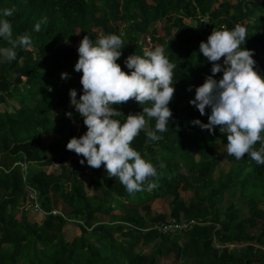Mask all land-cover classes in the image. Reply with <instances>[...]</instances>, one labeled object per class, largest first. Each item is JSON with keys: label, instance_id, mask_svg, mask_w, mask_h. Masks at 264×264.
Masks as SVG:
<instances>
[{"label": "trees", "instance_id": "1", "mask_svg": "<svg viewBox=\"0 0 264 264\" xmlns=\"http://www.w3.org/2000/svg\"><path fill=\"white\" fill-rule=\"evenodd\" d=\"M262 1L0 0V9H15L4 17L12 25V39L24 34L32 39L29 49H15L16 60L0 63V104L8 107L0 112V264H159L160 256L168 264H264V195L258 202L244 198L241 208L227 204L239 189L264 191V165L247 155L240 160L220 157L217 146H224L226 137L219 126L209 134L192 125L195 119L208 123L210 110L202 116L190 104L195 88L212 75L211 62L199 53L200 43L212 33L205 29L204 17H209L213 30L244 26L246 43L240 47L254 51V70L264 74ZM186 17L197 20L198 27L186 26ZM42 19L47 22L36 32L34 26ZM123 31L130 33L128 42ZM108 34L123 41L117 61L122 71H129L124 66L129 55L156 47L176 65L169 130L158 133L160 141L149 140L146 130H154L156 121L146 117V130L131 145L158 174L132 194L108 177L104 165L83 174V165L72 162V151L66 149L71 138L87 131L69 97L74 81L82 77L74 70L78 46L84 36L95 41ZM2 47L11 44L0 39ZM62 73L69 78L62 79ZM214 78H222V73ZM12 100L18 105L14 112L9 111ZM148 106L132 99L114 105L122 114L116 118L123 122ZM59 110L72 117L54 122L52 114ZM46 136L60 141L44 147ZM254 148L258 150L260 143ZM224 160L230 165L226 173L218 171ZM24 163L60 164L62 172L27 174ZM149 183L155 187L149 189ZM30 191L39 195L46 213L42 224L30 225L25 216L15 220ZM58 201L65 209L57 214ZM182 219L200 224L186 233L149 230L150 225ZM70 228L76 231L71 243L65 236Z\"/></svg>", "mask_w": 264, "mask_h": 264}, {"label": "clouds", "instance_id": "2", "mask_svg": "<svg viewBox=\"0 0 264 264\" xmlns=\"http://www.w3.org/2000/svg\"><path fill=\"white\" fill-rule=\"evenodd\" d=\"M14 11V8L0 9V39L11 44L0 48V63L16 60V48L27 50L32 46L28 34L12 39V25L4 17L12 16ZM46 22L42 19L34 30L39 32L41 23ZM245 43L246 28L240 24L231 30L214 29L207 41L200 43L199 53L211 62L212 75L195 88V98L190 104L202 116L206 109L210 114L208 123L195 119L191 124L209 134L219 126L220 134L227 139L224 147L229 156L240 160L247 155L258 165H264V76L254 70V51L240 47ZM122 45V39L116 34L95 41L84 36L80 42L74 70L82 73V95L77 99V90L71 89L69 97L70 106L83 119L87 131L79 138H71L66 149L82 156V165L85 160L94 169L104 165L108 177L118 180L132 194L143 190L148 178L158 174L156 167L131 145L141 130H146V117L156 121L154 130H146L149 140L158 142L163 139L158 133L169 130L176 65L165 56L162 47H156L143 55H129L124 60L129 71H122L117 63L122 56ZM218 73H222V78L215 79ZM61 78L69 77L62 73ZM130 99L150 106L143 107L142 113L129 114L122 122L116 118L122 114L114 105ZM66 115L72 117L71 112ZM257 142L260 143L258 150L254 148ZM154 187L155 184H148L149 189Z\"/></svg>", "mask_w": 264, "mask_h": 264}, {"label": "rangeland", "instance_id": "3", "mask_svg": "<svg viewBox=\"0 0 264 264\" xmlns=\"http://www.w3.org/2000/svg\"><path fill=\"white\" fill-rule=\"evenodd\" d=\"M222 1V0H220ZM230 2H232L233 4L236 3V0H229ZM249 1H256V0H249ZM260 2H263L262 0H258ZM151 4H154L155 3V0H150ZM106 12V10H104ZM203 20L205 21V23H207V25L209 26V23H210V26L212 25L211 22L209 21V17H204ZM184 24L186 26H191L193 28H196L198 27V21L195 20L194 18H191V17H186L184 18ZM254 22H251V25H253ZM111 26L113 27L114 24H111ZM163 24L162 25H159V27L162 28ZM125 28V27H124ZM123 35L125 36L126 38V41L125 42H128V36L130 35L129 32H126V31H123L122 32ZM122 51V50H121ZM223 58V57H222ZM224 59V58H223ZM264 76V74L262 75ZM72 89H75L77 90V99H79V96L82 95V85L80 83V79H76L74 81V85H73V88ZM11 105L13 106V108H10L9 111L10 112H14L17 108H18V105L16 104L15 101H11L10 102ZM189 104V103H186V105ZM185 106V104L183 105ZM3 109H5V107H3ZM63 117H66L65 115V112L63 111H56L55 113L52 114V119L54 122L62 119ZM79 130L81 131V125L78 127ZM60 141V137L58 136H46L43 138V145L44 147H50L52 146L54 143ZM63 143H66V140L64 139L63 140ZM217 154L222 157L223 159H226L227 157V152H226V149L223 145H218L217 146ZM2 155L0 153V159H1ZM84 159L82 156H78L77 154H75L74 152H72L71 154V161L72 162H80V160ZM24 166V171L28 174V172H33V173H36L38 172L39 170H44V171H47L48 173H56V174H60L62 172V167L60 164H56V165H50V166H43V165H38V164H22ZM89 166L87 165L86 163V160H85V163L83 164V168L82 170H80L82 173L84 172V169H87ZM230 168V165H229V162H227L226 160H224L223 164L220 165L218 171L219 172H222V173H226L228 171V169ZM86 172V171H85ZM84 174V173H83ZM86 181V184L87 183V179L85 180ZM89 194L92 195L93 193V190L89 188ZM33 192L30 191L28 193V195L26 197H24L19 206H18V209L17 211L15 212V220H19L21 217H27L28 219V223L30 225H34V224H40V220H38L36 218V216H33L35 213H41V216L43 215L44 217H46V213L42 210H38L36 209V206H35V203L31 200V198L29 197L30 194H32ZM264 195V191L262 190H247L246 192H242L241 189H239L238 191L235 192L234 196H232L231 198L228 197V203H234L238 208L242 207L244 205V201L243 199L244 198H253L255 201H259L260 198ZM59 202V201H58ZM226 204V205H227ZM40 208H41V204H39ZM56 208V213H61L65 207L59 202L58 204H56L55 206ZM245 211H248V208L245 207ZM184 221V219H182ZM102 221H107V218H104L102 217ZM43 222V221H42ZM253 234H260V231L259 230H254L252 231ZM66 240L67 242L71 243L73 242L74 238H75V231L73 229H69L67 232H66ZM233 248V247H231ZM146 253L147 254H150L151 253V249H147L146 250ZM158 258V262L159 264H168V261L163 258L162 256L160 257H157Z\"/></svg>", "mask_w": 264, "mask_h": 264}, {"label": "built area", "instance_id": "4", "mask_svg": "<svg viewBox=\"0 0 264 264\" xmlns=\"http://www.w3.org/2000/svg\"><path fill=\"white\" fill-rule=\"evenodd\" d=\"M204 27L205 29H208V31H213L212 27L207 25V23H204ZM92 167H88L87 169H84V174L85 175H89L91 172ZM86 171V172H85ZM33 193L30 194V198L31 200L35 203L36 209L38 210H42V208H40L39 204V195L32 191ZM43 211V210H42ZM200 223L198 221L192 220V221H186V220H181V221H171L168 223H164V224H154V225H150V229L149 230H158L160 233L162 234H170V233H186L189 231H192L197 225H199Z\"/></svg>", "mask_w": 264, "mask_h": 264}, {"label": "crops", "instance_id": "5", "mask_svg": "<svg viewBox=\"0 0 264 264\" xmlns=\"http://www.w3.org/2000/svg\"><path fill=\"white\" fill-rule=\"evenodd\" d=\"M11 104V103H10ZM3 107H5V109H3ZM11 108H13V106H11ZM10 109V108H9ZM8 110V107L5 105V104H0V112H4V111H7ZM33 216H36V218L38 219V220H40V224H42L43 222L42 221H44L45 220V217L42 215L41 216V213H35ZM70 229H72V228H70ZM74 230V229H73ZM75 231V230H74ZM75 237H76V231H75Z\"/></svg>", "mask_w": 264, "mask_h": 264}]
</instances>
